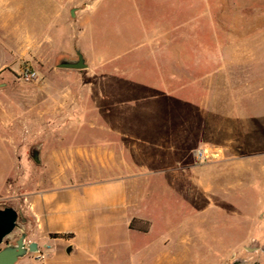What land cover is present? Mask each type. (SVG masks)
Masks as SVG:
<instances>
[{
	"label": "rangeland",
	"instance_id": "rangeland-1",
	"mask_svg": "<svg viewBox=\"0 0 264 264\" xmlns=\"http://www.w3.org/2000/svg\"><path fill=\"white\" fill-rule=\"evenodd\" d=\"M76 51L86 69L56 67ZM112 130L134 136L131 175L177 167L133 187L146 234L123 264H264V0H0V209L18 215L0 249L30 243L26 198L63 153Z\"/></svg>",
	"mask_w": 264,
	"mask_h": 264
},
{
	"label": "crops",
	"instance_id": "crops-1",
	"mask_svg": "<svg viewBox=\"0 0 264 264\" xmlns=\"http://www.w3.org/2000/svg\"><path fill=\"white\" fill-rule=\"evenodd\" d=\"M115 134L117 141L104 147L64 152L66 159L59 162V173L51 180V187L27 196V234L36 250L43 252L44 264H123L131 238L141 233L130 228L131 221L147 218L133 187L146 182L143 176L158 174L159 170L176 173V166L153 165L131 175L129 145L134 136ZM140 138L135 139L141 142ZM89 165L106 175L92 177L93 172L87 171Z\"/></svg>",
	"mask_w": 264,
	"mask_h": 264
},
{
	"label": "water",
	"instance_id": "water-1",
	"mask_svg": "<svg viewBox=\"0 0 264 264\" xmlns=\"http://www.w3.org/2000/svg\"><path fill=\"white\" fill-rule=\"evenodd\" d=\"M56 67L58 69L83 70L86 69L87 65L82 53L76 51L75 59L61 58ZM39 152L40 146H34L30 149V156L36 164L40 163ZM17 217V212L11 207L0 209V245L16 227ZM24 238L25 234L22 233L15 241V244H5V246L0 249V264H16L19 259L28 253L36 251V244L34 242L25 243ZM244 250L252 252L254 248L248 245L244 246ZM66 252L69 253L70 248H68ZM231 264H243V262L236 259L233 260Z\"/></svg>",
	"mask_w": 264,
	"mask_h": 264
},
{
	"label": "built area",
	"instance_id": "built-area-1",
	"mask_svg": "<svg viewBox=\"0 0 264 264\" xmlns=\"http://www.w3.org/2000/svg\"><path fill=\"white\" fill-rule=\"evenodd\" d=\"M37 78V74L34 71L29 70L28 68L24 69L20 73V79L24 82H31Z\"/></svg>",
	"mask_w": 264,
	"mask_h": 264
},
{
	"label": "trees",
	"instance_id": "trees-1",
	"mask_svg": "<svg viewBox=\"0 0 264 264\" xmlns=\"http://www.w3.org/2000/svg\"><path fill=\"white\" fill-rule=\"evenodd\" d=\"M130 228H131V229H135V228H134V225L132 224V222H131V224H130ZM136 229L139 230V231H143V232L146 231V230H144V229L142 230L141 228H136Z\"/></svg>",
	"mask_w": 264,
	"mask_h": 264
}]
</instances>
